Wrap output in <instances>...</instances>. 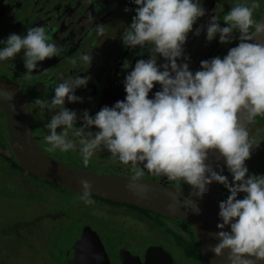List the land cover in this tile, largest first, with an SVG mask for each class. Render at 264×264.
<instances>
[{
  "label": "clouds",
  "instance_id": "clouds-1",
  "mask_svg": "<svg viewBox=\"0 0 264 264\" xmlns=\"http://www.w3.org/2000/svg\"><path fill=\"white\" fill-rule=\"evenodd\" d=\"M137 5L132 23L123 32L124 46L147 48L149 58L140 59L125 77L126 97L114 106H104L93 117L85 110L79 117L68 109L69 103L83 102L76 90L86 88L91 77L75 74L57 84L51 100L37 98L40 109L54 111L46 127L50 134L45 141L48 151H75L79 146L83 165L98 150H107L122 164L131 165L133 174L126 185L135 197L147 199L151 189L140 183L144 170L169 181L190 185L192 195L202 198L213 183L223 185L230 195L219 203V231L208 233L217 240L208 245L215 257L225 258L227 264H264V175H250L246 161L260 143L250 138L248 124L257 116H264V21L254 19L260 7L257 0L235 4L221 18L212 15L206 24V38L212 42L229 44L234 33L239 43L229 49L223 58L201 61V70L193 73L189 63H178L184 57V45L198 19L206 15L199 0H132ZM125 11H129L126 9ZM205 29L196 30L200 35ZM98 34H104V25H97ZM46 27L27 29L26 35L10 34L0 48V61H14L22 54L30 80L38 64L58 56L62 49L51 43ZM158 57L166 61L158 66ZM84 64H92L93 56L80 57ZM76 65L77 61L72 60ZM124 69L130 65L126 61ZM159 84L161 90L154 98L149 93ZM15 93L0 87V100L7 101L15 111ZM78 120L82 126H77ZM99 129L93 132L91 129ZM58 129L62 131L58 132ZM69 132L75 138L69 137ZM223 159L233 181L218 173L210 160ZM143 165V167H141ZM80 198L86 205L94 185L86 179L79 181ZM246 194L239 199V194ZM177 203V197L172 198ZM175 210V204L169 205ZM199 214L200 209H193ZM230 228V231L226 230ZM84 251L88 246L82 245ZM95 260L103 257L95 255ZM85 255L80 256L85 261Z\"/></svg>",
  "mask_w": 264,
  "mask_h": 264
},
{
  "label": "flooded vegetation",
  "instance_id": "flooded-vegetation-1",
  "mask_svg": "<svg viewBox=\"0 0 264 264\" xmlns=\"http://www.w3.org/2000/svg\"><path fill=\"white\" fill-rule=\"evenodd\" d=\"M199 2L205 8L206 15L198 19L193 26V31L188 35L184 45V57L188 59L177 61L180 64L189 63L190 71L193 73L201 70V61H207L214 55L224 53L225 47L219 42V35L212 42H208L206 38V24L212 15H216L215 10H222L223 0H199ZM251 3L252 0H238V4L250 5ZM258 3L260 7L254 12V19L257 21L263 13L264 0H258ZM136 8L137 5L132 0H0V41H6L12 33L7 30V17L10 16L14 21L17 17L28 15L15 29L16 34L26 35L27 29L44 26L52 37L50 42L62 49L58 56L40 62L30 80L23 78L27 70L22 54L14 61H0V67L3 68L0 78L6 77L17 82L30 105L37 98L50 101L54 95V87L63 82V79H68L75 74L82 77L90 76L87 87L76 90V95L82 98L83 102L66 101L65 106L76 111L78 117L85 110L94 117L104 106L112 107L117 101L125 99L127 95L124 87L125 77L134 69L138 60L149 58L147 48L126 47L121 39L123 32L132 23ZM126 9L129 11H125ZM98 12L102 15H97ZM103 15L110 17L107 29L106 24L101 22ZM217 16L220 17V14ZM101 24L104 25L103 35L96 31V26ZM201 25H205V29L200 35H196V30L200 29ZM223 25L221 22L222 27ZM115 36L119 38L116 48ZM236 37L238 39V32ZM238 42L239 40L237 44ZM3 47L4 44L0 43V48ZM84 54L93 56L91 65L80 61V57ZM74 59L77 61L76 65L72 64ZM126 61L130 65L127 70L123 67ZM165 62L163 57H158V66ZM160 90L161 86L157 84L149 93V98H154L155 92ZM54 111L42 110L34 103L30 110L32 135L36 144L46 154L79 168L99 172L97 169L104 170L105 167L107 169L104 171L111 174L132 176L130 175L133 174L131 165L122 164L104 149L95 153L87 168L83 165L79 146L75 151L61 152L59 149L48 151L50 145L44 137L50 134L46 125ZM2 117L5 120L4 114ZM77 126H82L81 120H78ZM91 130L99 131L96 128ZM57 131L60 132L62 129ZM69 137L75 139L71 132ZM223 174L228 177L229 182L233 181L227 166ZM163 177V175H152L144 170L141 178L166 181L167 179ZM171 185L181 189L188 188V185L182 181L178 185ZM220 187L225 192L226 200L230 193L223 185ZM245 195L241 193L238 198L242 199ZM91 199L95 201L94 205L79 206L80 220L71 229V233L76 234L71 235L72 242L68 245L69 247L65 249L63 246L64 251L56 256L57 264H211L201 250L195 228L188 221L128 203L96 200L92 196ZM109 210L114 213L112 216ZM93 211L105 214H101L105 218L110 216L111 222L122 228L118 230L111 228L110 232L106 227L98 225V222L93 223L92 220L97 219V214ZM153 220L156 226L151 224ZM86 231L93 232L96 237L87 236L82 239ZM104 234H109V238L113 240L112 244ZM84 244L88 246L87 251L82 248ZM76 247L78 251H73ZM82 255L87 257L85 261L80 260ZM95 255L103 257L102 261L95 260Z\"/></svg>",
  "mask_w": 264,
  "mask_h": 264
},
{
  "label": "rangeland",
  "instance_id": "rangeland-1",
  "mask_svg": "<svg viewBox=\"0 0 264 264\" xmlns=\"http://www.w3.org/2000/svg\"><path fill=\"white\" fill-rule=\"evenodd\" d=\"M235 4H238V0H223L222 10H215L214 14L216 16L220 14L222 19ZM97 15L102 14L98 12ZM103 16L101 22L106 24L105 28L107 29L110 17ZM26 17L28 15L17 17V20L14 21L10 16L7 17V30L12 32L11 34H16L15 29ZM234 35L231 43L224 44V53L214 55L212 58H223L230 48L238 45L239 37L237 39L236 33ZM114 43L116 48L119 43L117 36H115ZM2 70L3 68L0 67V74ZM3 126L4 120L0 111V137L5 135L2 132ZM248 131L250 138L259 142L260 145L253 149L251 159L246 161V166L250 175H264V128H256L252 125L248 127ZM2 137L0 147L5 152L7 143L4 136ZM104 170L97 169L99 172L110 173ZM166 181L174 185L179 184L175 181ZM82 204L85 205L80 195L30 176L12 164L4 163L0 157V264H57L56 256L64 251L63 246L66 249L71 244V235L76 234L71 233V229L80 220L78 208ZM93 212L97 214V219L92 220L93 223L98 222V225L106 227L110 232L111 228L115 230L122 228L119 225H114L109 219L114 214L112 210H109V218L102 216L103 213ZM27 223L31 224L23 229ZM151 224L156 226L154 220L151 221ZM11 228L17 232L11 230L8 233ZM104 235L112 244L113 240L109 238V234Z\"/></svg>",
  "mask_w": 264,
  "mask_h": 264
},
{
  "label": "water",
  "instance_id": "water-1",
  "mask_svg": "<svg viewBox=\"0 0 264 264\" xmlns=\"http://www.w3.org/2000/svg\"><path fill=\"white\" fill-rule=\"evenodd\" d=\"M259 21H264V10ZM258 39L260 42H264V38ZM0 87L15 93L14 100L11 102L15 105V111L9 102L3 100H0V110L5 116L4 129L12 153L24 171L75 194L82 192L79 181L86 179L93 183V194L98 197L132 204L142 209H149L188 221L195 228L201 250L209 262L211 264H227V253L225 258H218L208 250V245L217 243V240L210 238L208 233L219 231L217 224L222 222L219 218V203L225 201V192L221 189L220 184L210 185L208 192L200 198L192 195L193 189L190 185L187 189H181L167 181L140 178V183L147 185L151 192L147 199L137 198L127 190L126 185L131 178L129 175L79 168L46 154L36 144L32 135L31 114L28 112L29 102L19 84L12 79L1 77ZM208 162L218 173L221 169L224 171L227 166L223 159L216 160L215 153L210 154ZM163 178L167 179L165 176ZM174 196L177 197L178 203L172 199ZM171 204H175V210L170 209L169 205ZM196 206L200 209L199 214L193 210ZM226 230L230 231V228ZM87 236L96 237V234L86 231L82 235V239ZM77 248L73 251H78Z\"/></svg>",
  "mask_w": 264,
  "mask_h": 264
},
{
  "label": "trees",
  "instance_id": "trees-1",
  "mask_svg": "<svg viewBox=\"0 0 264 264\" xmlns=\"http://www.w3.org/2000/svg\"><path fill=\"white\" fill-rule=\"evenodd\" d=\"M260 12H262V11H260ZM259 20V19H258ZM1 111V110H0ZM2 112V111H1ZM2 115H3V112H2ZM4 120V119H3ZM254 126V125H260L261 127H263L264 128V116H257L256 118H255V120L250 124V126ZM249 126V127H250ZM5 120H4V126L2 127V132L3 133H5ZM1 132V131H0ZM2 136H4V140L6 141V151L4 152L3 150H2V148L0 147V157H1V159H2V161L4 162V163H10V164H12L13 166H16L17 168H19L20 170H22V171H24L21 167H20V165L18 164V162L16 161V159H15V157H14V155H13V153H12V150H11V147H10V145H9V142H8V139H7V136H6V133H5V135H2ZM0 137V143H1V140H2V138L3 137ZM26 174H28V175H30V176H33V177H36V176H34V175H31V174H29V173H27L26 171H24ZM38 178V177H37ZM49 184H51V185H53V186H57V187H60V186H58V185H55V184H52V183H50V182H48ZM62 188V187H61ZM92 197H94V199H96V200H103V201H107V202H110V201H108V200H104V199H102V198H100V197H98L97 195H92ZM31 223H27V224H25V227H23V229H25L26 227H28L29 225H30ZM15 231V232H17V230H14L13 228H11V229H9L8 230V233L10 232V231Z\"/></svg>",
  "mask_w": 264,
  "mask_h": 264
}]
</instances>
